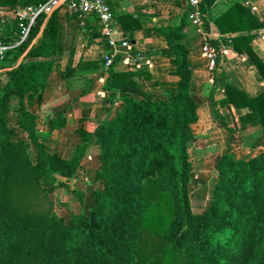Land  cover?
I'll list each match as a JSON object with an SVG mask.
<instances>
[{
    "label": "trees",
    "instance_id": "1",
    "mask_svg": "<svg viewBox=\"0 0 264 264\" xmlns=\"http://www.w3.org/2000/svg\"><path fill=\"white\" fill-rule=\"evenodd\" d=\"M47 2L0 0V9L12 13ZM113 2L117 25L124 32L141 31L143 17L120 12ZM201 9L224 46L245 56L246 64L264 79V61L252 47L255 32L264 30V20L253 7L241 0H202ZM60 11L41 15L29 39L0 61V79L5 78L4 84L0 82V264H264V153L250 160L231 152L220 156L213 169L217 181L209 190V206L201 214L192 208L191 186L196 181L188 146L195 141L193 126L199 121L200 105L191 91V51L186 44L190 10L178 25L155 27L156 35L172 42L169 56L172 74L179 79L176 92L165 98L145 93L140 82L152 80L151 75L121 69L116 56L106 70L105 86L113 111L95 132L84 126L77 129L82 143L69 159L48 150L39 133V115L33 111L43 103L54 70ZM73 17L79 20L78 15ZM85 23L91 36L98 31L96 17ZM77 26L84 29L80 22ZM16 31L14 20L0 25V39L13 41ZM228 35L233 36L225 38ZM210 44L219 55L209 94L215 121L228 128L218 107L246 109L240 124L253 123L264 136V93L252 97L228 80L225 83L219 41ZM104 46L112 56L109 44ZM103 67V61L81 59L76 68H66L64 79L71 86L76 77L99 74ZM129 84L145 99L124 93ZM217 95L222 99L217 101ZM14 100L18 106L13 110ZM69 110L51 119V133L65 130ZM11 112L17 114L14 128L9 126ZM20 132L32 144L21 140ZM95 138L100 150L95 181L103 188L94 192L88 214L73 213L66 222L54 211L50 195L67 187L59 178L77 176ZM43 178L49 180V188L42 186ZM75 194L84 204L85 194L77 190Z\"/></svg>",
    "mask_w": 264,
    "mask_h": 264
},
{
    "label": "crops",
    "instance_id": "2",
    "mask_svg": "<svg viewBox=\"0 0 264 264\" xmlns=\"http://www.w3.org/2000/svg\"><path fill=\"white\" fill-rule=\"evenodd\" d=\"M241 1L246 6H252L256 15L262 21L264 20V0ZM113 3L120 12L136 14L137 17L142 16L144 22L142 30L124 32L116 23L111 35H104L103 30L98 26V31L91 36L87 26H83L84 29L79 28L77 25L78 22L81 23L80 19H75L68 7L64 6L60 11L59 46L54 70L49 79L43 103L33 109L54 114L55 108H69V121L71 117L79 119L78 115L83 112L87 115L82 116V119L91 118L92 115L101 112L104 108L98 109L99 102H103L105 109L110 111L113 107L109 94L105 91L108 74L104 68L99 74L76 77L71 86H68L64 79L66 68L68 66L76 68L81 59L104 62L109 56L104 43L109 44L110 40H126L129 44L128 53L125 56L117 53V56L121 58L119 63L121 69L145 71L151 75L152 80L140 82L145 93L156 98H165L176 92L179 79L172 74L174 69L169 56L172 42L156 35L155 27L166 23L178 25L183 16L188 14V0H114ZM207 17L210 19L208 14ZM185 33L186 44L191 51L190 65L193 71L191 91L200 105L199 121L193 126L195 141L190 142L188 146L193 163L192 175L196 181V187L191 186V203L193 211L201 214L210 204L208 192L217 181L214 178V184H208V170H213L217 159L227 152H231L238 159L245 160L264 153V136L257 125L240 124L239 118L248 113L246 109L237 110L232 107L229 110L218 107L229 129L215 121L213 109L207 100L214 81L209 70V59L204 56L203 45L205 39L219 40L221 36L211 23L207 25L205 35H200L190 23ZM255 34L256 38L252 47L264 61V30H259ZM231 36L233 35L225 38ZM142 53L148 54V57H141ZM221 66L225 83L228 80L252 97L264 93V79L255 67H249L246 64L245 56L240 57L231 48L225 47ZM123 92L138 100L145 99V95L132 84L125 86ZM97 95L102 98H98ZM222 97L223 95H217L215 98L218 101ZM14 102L16 106H13ZM13 103L14 110L18 103L16 100ZM119 107L118 102L115 110ZM14 127H17V120ZM88 131L91 132V130Z\"/></svg>",
    "mask_w": 264,
    "mask_h": 264
},
{
    "label": "rangeland",
    "instance_id": "3",
    "mask_svg": "<svg viewBox=\"0 0 264 264\" xmlns=\"http://www.w3.org/2000/svg\"><path fill=\"white\" fill-rule=\"evenodd\" d=\"M119 53L122 56H125L128 53V49H121ZM3 80L4 78H1L0 82H2ZM207 96H208L207 100L209 101V95ZM97 97L102 98L99 95H97ZM97 105H99L98 109L104 108V110H102L101 112L95 115H92V117L88 119H82L83 118L82 116L87 115L85 112L80 113L78 115L80 116L79 119L75 117H71L70 121L68 120L67 126L63 132H54V133H51L49 130V122L51 121V119L57 117L61 112V110L63 109H61V107L53 109L54 114L48 111L43 112L44 110L41 109L40 110L33 109V111L37 112L39 115V120H38L39 133L42 141L47 145L48 150L51 153H56L66 159H69L76 150V148L79 146L78 144L82 143L81 139L76 133L77 129L80 126H84L86 130L87 129L91 130V133H93L95 132L98 126L105 123V121L110 117L113 111L112 109H110V111H107L108 109H105V104L103 102H99V104ZM13 106H16L15 102L13 103ZM16 118H17L16 112L14 113L11 112L9 115V126L11 128H14L17 120ZM19 138L21 140H25L30 144H32L30 138L25 133L20 132ZM31 153L34 162H36L37 161L36 150L32 148ZM99 153L100 150L95 138L87 155L83 159L81 169L79 170L77 176L70 180L59 178L60 181L67 184V187L60 188L50 195V200L53 202L54 211L60 218L64 219L66 222L70 221L71 215L73 213L88 214L93 204L94 192L102 190L103 188L101 183L95 181L96 173L100 169V164L98 160ZM208 176H209L208 184L209 185L214 184L213 170L211 169L208 170ZM41 184L44 188H49L51 186L47 178H43ZM193 187H196V184ZM76 190L85 194L84 204L81 203L80 198L78 197L77 194H75ZM193 192L195 193L194 188H193ZM207 202L209 201L207 200Z\"/></svg>",
    "mask_w": 264,
    "mask_h": 264
},
{
    "label": "built area",
    "instance_id": "4",
    "mask_svg": "<svg viewBox=\"0 0 264 264\" xmlns=\"http://www.w3.org/2000/svg\"><path fill=\"white\" fill-rule=\"evenodd\" d=\"M60 0H48V2L41 8L35 6H28L18 9L16 12H6L0 9V25L5 27L10 25L11 21L17 22V31L13 41H3L0 39V61H2L6 53L24 44L30 37L32 27L35 25L36 20L41 15H50L53 8ZM114 0H68L66 6L72 14L79 16L82 26H86L85 19L96 17L99 20L98 25L103 30L104 35L109 36L112 34L113 26L116 25V19L112 12L110 3ZM189 2V21L195 27L200 35L206 34L208 17L201 9L202 0H188ZM0 35L2 36L1 32ZM207 36V35H206ZM219 41L220 55L223 54L225 46L221 39ZM109 47L113 52L112 56H107L104 61V69L109 70L113 64L117 53L121 49H128L129 44L126 40H110ZM204 56L209 59V70L211 73L217 67V50L210 44V40L204 41L203 45Z\"/></svg>",
    "mask_w": 264,
    "mask_h": 264
},
{
    "label": "water",
    "instance_id": "5",
    "mask_svg": "<svg viewBox=\"0 0 264 264\" xmlns=\"http://www.w3.org/2000/svg\"><path fill=\"white\" fill-rule=\"evenodd\" d=\"M67 2H68V0H60V1L58 2V4L53 8V10H52V12H51L50 15H52L53 13H55V12L61 10L64 6H66ZM42 34H43V31L38 35V37L36 38L35 42H36L37 40L40 39V37L42 36ZM27 54H28V52L25 53V54L22 56L21 59L24 60L25 57L27 56Z\"/></svg>",
    "mask_w": 264,
    "mask_h": 264
}]
</instances>
